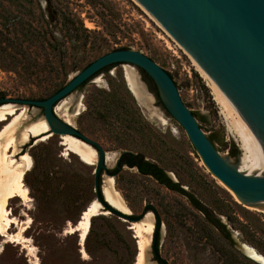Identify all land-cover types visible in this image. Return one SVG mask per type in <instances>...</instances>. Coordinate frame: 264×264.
I'll list each match as a JSON object with an SVG mask.
<instances>
[{"label":"rangeland","instance_id":"1","mask_svg":"<svg viewBox=\"0 0 264 264\" xmlns=\"http://www.w3.org/2000/svg\"><path fill=\"white\" fill-rule=\"evenodd\" d=\"M1 14L22 24L7 30L0 21V30L11 38L7 46H0V95L46 100L98 58L122 48L138 51L171 74L183 102L198 115L204 132L224 141L215 144L221 155L242 168L240 138L232 131L193 59L156 27L136 0H0ZM72 23L79 28L78 33L70 29ZM34 30L53 34L55 48L60 51L53 52L48 43L21 36ZM5 47L9 56L1 53ZM15 57L18 64L38 63L44 68L33 69L32 76L17 74L11 69ZM132 69L153 98L151 108L138 104L128 87L126 68H114L55 108L62 120L106 152L104 190L111 183L124 201L126 213L134 217L140 216L146 206L154 207L156 212L149 213L153 215L154 228L157 217L160 220L158 250L167 264H258L208 226L183 195L140 175L136 169L124 167L116 177L109 173L122 153L142 154L203 205L211 210L222 206L225 215L237 220L235 229H231L234 240L264 257L263 211L241 205L212 176L185 130L158 103L142 71ZM17 106L27 107L19 130L44 119L41 109ZM14 118L9 117V121ZM7 123L0 124V131ZM48 134L28 136L14 154L13 150L9 153L10 162L22 164L23 157H30L32 166L23 178L29 200H11L8 210L16 223L7 232L0 226V264H137L134 224L101 209V215L91 219L83 244L81 232H72L86 209L97 201L92 165L98 155L96 152V162L89 165L63 145V137ZM234 146L239 150L237 155L231 154ZM231 200L238 208L234 209ZM153 232L146 235L150 252ZM152 263L158 264L154 259Z\"/></svg>","mask_w":264,"mask_h":264},{"label":"water","instance_id":"2","mask_svg":"<svg viewBox=\"0 0 264 264\" xmlns=\"http://www.w3.org/2000/svg\"><path fill=\"white\" fill-rule=\"evenodd\" d=\"M136 2L150 14L157 28L191 55L228 110L238 133H247L249 145L264 154V0ZM116 64L121 65L114 68H138L153 80L167 112L185 130L212 176L230 190L241 205L260 209L264 213V159L257 170H239L232 165L230 160L221 155L193 112L183 102L170 73L141 52L130 49L110 52L74 74L61 90L46 100L3 98L0 99V106L12 104L41 109L50 135L73 136L91 146L98 154L97 162L92 165L95 166L97 202L103 212H109L133 225L142 221L148 214L147 209L153 206H146L138 217L112 207L107 202L100 183L102 172L106 170V152L99 144L62 120L55 110L58 104L76 92L82 84L93 78L88 84L92 83L114 68L97 75L99 72ZM139 80L147 91L140 77ZM128 87L139 102L129 83ZM159 227L160 221L155 226L151 252L149 249L146 251L145 264H151L154 257L158 256L155 241ZM235 244L248 259L262 264L243 252L242 246L245 244L238 240H235Z\"/></svg>","mask_w":264,"mask_h":264},{"label":"bare ground","instance_id":"3","mask_svg":"<svg viewBox=\"0 0 264 264\" xmlns=\"http://www.w3.org/2000/svg\"><path fill=\"white\" fill-rule=\"evenodd\" d=\"M88 27L91 28V26L89 25ZM193 62L195 63L194 60ZM195 65L197 66L196 63ZM197 70L200 73L201 77L207 82V85L212 91L214 99L222 107L224 115L230 121L232 131H234V133H236V136L240 138L241 147L244 151V156L241 158L243 166L239 170H257L264 159V154L249 145L247 133H238L228 110L226 109V107L224 106V104L222 103V101L220 100V98L218 97V95L216 94V92L214 91V89L212 88V86L210 85V83L208 82V80L206 79V77L198 66ZM126 79L127 83H129L132 89L135 91L139 99V103L147 108H151L153 98L150 94L147 93L145 86L140 82L139 76L134 69L126 68ZM20 109L23 111L21 113H17L16 111ZM26 109L27 107L19 108V106L12 104H4L0 106V124L8 121V123L0 131V167L2 168L0 180V226L2 227L4 232H7L11 225L16 223L15 219L12 218L13 216L11 217V213L8 210L10 201L18 197L24 199L25 201L29 200V191L28 188H26V186L24 185L23 178L25 172L29 170L32 166V161L30 157H23L22 164L10 162L9 153H11V151L13 150L12 154H14L18 147L28 140V136H42L43 134H47V132L49 133L48 135H50V129L45 119H42L36 123L29 125L28 127H26L25 130H19L20 125L23 123L22 121L24 120ZM155 116L157 117L158 113H155ZM9 117L15 118L12 121H9ZM5 139L7 141H5L4 143L3 141ZM63 141V145L69 151L78 155L81 160L85 163L92 165L96 162V151L92 147H89L88 145L84 144V142L69 135L63 136ZM220 184L225 189H227L221 182ZM228 191L238 200V198L230 190ZM103 193L107 202L112 207L120 210L123 213L128 212L124 201L122 200L120 195L114 190L111 183L110 186H108L105 190L103 188ZM101 209L102 207L97 201L93 203L83 213L82 219L80 220L76 229H72V232H81L82 244L86 241L87 235L89 233L91 217L94 215L101 214ZM262 209L264 210V208ZM152 216L153 215L151 213H148L142 221L135 223L132 227V229L136 233V238L138 239L139 253L137 258V264H145L146 251L148 250L150 244V239L146 237V235H150L153 232L154 228ZM242 250L243 252H245V254H247L254 260L264 264V257L253 248L244 245L242 246Z\"/></svg>","mask_w":264,"mask_h":264},{"label":"trees","instance_id":"4","mask_svg":"<svg viewBox=\"0 0 264 264\" xmlns=\"http://www.w3.org/2000/svg\"><path fill=\"white\" fill-rule=\"evenodd\" d=\"M92 5H96V4H92ZM0 21L2 22L1 25L7 30L12 29L14 26H16L18 24H22V21L17 22L16 20H11V18H9L8 16H5V15H2V14L0 15ZM71 25H72L73 29L72 28H70V29L72 31H75L78 33L79 28L73 23ZM21 36L22 37L24 36L27 39H31L32 41L41 42L42 44L48 43L49 47H50L49 49L53 52H55V51L59 52L60 51L59 49L55 48L56 39L54 38V35L50 34L48 31L34 30L30 33L21 34ZM10 41H11V38L8 36V34L5 33L4 31L0 30V46L1 47H3V45L7 46V44ZM118 50H129V49L122 48V49H118ZM1 51H2L1 52L2 55H6V56L8 55L9 56V52L6 49V47H5V49L1 48ZM23 57H25V56H23ZM25 59L26 58H24V60H22V61H25ZM12 60H13L12 61L13 66L11 69H13L12 71H14L17 74H21V72H23L24 74H27L28 76H32V75H34V74H32L33 69L39 70L41 68H44V66H42L41 64H38V63L36 66L30 65L29 63L25 64L23 62H20V64H18L19 61L16 57L12 58ZM14 60H16V61H14ZM118 65H120V64L109 66V67L105 68L104 70H102L101 72H99L97 75H99L102 72L109 71L110 69H112ZM142 73L145 77V80H147L148 84L150 85L151 89L153 90V93H154L156 99L158 100L159 104L164 108V105L161 101L157 86L155 85L153 80L144 71H142ZM90 81L91 80H88L87 82L82 84L78 89H82ZM55 93H53V94H55ZM3 98H5V96L0 95V99H3ZM193 114L199 120L198 115L194 112H193ZM209 139L212 141V143L214 145L217 143H221V144L224 143L223 140H217L215 136H209ZM231 154L237 155V154H239V150L234 146L231 149ZM124 167H127L129 169H136L140 173V175L145 176V177H151L152 179H154L156 182H158L162 186L166 187L167 189L186 196L188 198L189 204L203 216L205 223L208 226H210L211 228H213L214 230H216L223 239H225L226 241H229L231 246H233V248H234V242L231 239V232L226 229V226L221 222L219 217L225 216L232 229H235L234 227H235V223L237 220L235 218H233L232 216L225 215L222 206H215V208L211 210L207 206L203 205L195 196H192L189 193H187L186 191H184L183 189H181L180 184L174 183L169 178V176L167 175L165 170H163L157 164L147 160L142 154H135L132 152L122 153L121 156L119 157L117 167L109 173L112 176L116 177L123 170ZM231 204L234 207V209L238 208V205L233 200H231ZM158 261L160 264H167V262L163 259H158Z\"/></svg>","mask_w":264,"mask_h":264},{"label":"flooded vegetation","instance_id":"5","mask_svg":"<svg viewBox=\"0 0 264 264\" xmlns=\"http://www.w3.org/2000/svg\"><path fill=\"white\" fill-rule=\"evenodd\" d=\"M121 65V64H120ZM93 79V78H92ZM91 79V80H92ZM127 80V79H126ZM128 84V83H127ZM156 85V84H155ZM77 90H80V89H77ZM76 90V91H77ZM159 92V91H158ZM155 96V95H154ZM161 98V97H160ZM158 101V100H157ZM162 101V100H161ZM138 102V101H137ZM159 103V102H158ZM138 104H139V102H138ZM164 108H165V106H164ZM165 111L167 112V110H166V108H165ZM168 113V112H167ZM169 114V113H168ZM170 115V114H169ZM98 155V154H97ZM118 161H119V159H118ZM117 164H118V162H117ZM117 167V166H116ZM103 173H107V166H106V170H104L103 172H102V177H103ZM102 177H100V183L103 185V181H102ZM113 177H115V176H113ZM151 178V177H150ZM170 178V177H169ZM171 179V178H170ZM172 180V179H171ZM173 181V180H172ZM174 182V181H173ZM174 183H176V182H174ZM176 184H179V183H176ZM181 186V185H180ZM181 189H183L182 187H181ZM169 190V189H168ZM184 190V189H183ZM184 191H186V190H184ZM187 192V191H186ZM177 193V192H176ZM188 193V192H187ZM180 194V193H179ZM182 195V194H181ZM184 196V195H183ZM184 197H186V196H184ZM186 199H187V201H188V198L186 197ZM189 202V201H188ZM149 206V205H148ZM149 211H153V212H156L155 211V209H154V207L153 208H148L147 209V213H149ZM133 215V214H132ZM155 215H156V213H155ZM157 216V215H156ZM219 219L221 220V222L226 226V229L228 230V231H230L231 232V239L233 240V242H234V247H236V244H235V240H234V238H233V232L231 231V226L229 227V223H226V222H228V221H226V222H224V220H223V218L220 216L219 217ZM158 221H160L159 220V218L157 217V220H156V224H155V226L158 224ZM160 228V227H159ZM154 230H155V228H154ZM159 230V229H158ZM158 232V231H157ZM153 234H154V232H153ZM155 247H156V250H157V253H158V256H155L154 257V260L155 261H157V263L158 264H160L159 263V261H158V259H162L161 257H160V254H159V250H158V236L156 235V241H155Z\"/></svg>","mask_w":264,"mask_h":264}]
</instances>
